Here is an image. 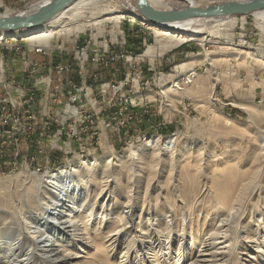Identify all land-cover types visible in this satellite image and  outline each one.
Segmentation results:
<instances>
[{"label":"rangeland","instance_id":"1","mask_svg":"<svg viewBox=\"0 0 264 264\" xmlns=\"http://www.w3.org/2000/svg\"><path fill=\"white\" fill-rule=\"evenodd\" d=\"M0 1V12L10 10L14 15L39 0ZM107 9L116 11L113 4ZM87 19L89 13L80 20L82 26ZM130 19L119 25L111 20L84 24L77 35H55L40 44L17 38L12 44H23L21 50L2 48L11 39L0 43V64L3 61L13 99L18 87L30 94L29 88L46 75L45 64L59 56H28L23 50L64 41V58L70 66L63 136L45 129L48 117L41 92H36L32 109L44 122H38L31 136H20L18 128L0 120L1 178L28 172L35 181H15V186L21 184L29 192L44 174L51 176L64 167L68 171L55 178L61 186L54 189L56 193L48 194L49 199L42 195L50 205L45 216L25 218L39 237L38 244L43 239L44 250L28 244L18 254L21 248L10 250L7 245L18 246L20 238L7 235L0 253L35 259L24 264H70L59 250L60 243L76 245L72 248L80 255H96L105 251L115 226L129 225L132 228L121 232L125 246L105 251L109 257L101 255L105 264H188L200 252L201 243L220 228L229 239L217 263L256 264L253 257L264 263L259 251L264 250V63L256 55L249 59L237 51L243 34L250 52L263 43L259 27L248 15L244 25L238 21L229 30L232 40L218 33L211 41L189 40L162 51L155 33ZM28 59L38 62L35 71ZM62 108L49 101V111ZM52 126L51 132L61 127L55 121ZM163 140L170 142L161 147ZM114 163L118 166L103 186V169ZM73 168L84 175H72ZM142 168L144 177L138 181ZM91 169L95 173L89 177ZM7 186L2 190L10 193L13 183ZM130 199L134 206L122 205ZM70 213L90 218L87 227L99 238V246L73 240L66 230ZM117 217L121 223L113 226ZM223 220L228 225L222 228ZM12 229L9 226L6 232ZM142 229L148 232L146 242L140 238Z\"/></svg>","mask_w":264,"mask_h":264},{"label":"bare ground","instance_id":"2","mask_svg":"<svg viewBox=\"0 0 264 264\" xmlns=\"http://www.w3.org/2000/svg\"><path fill=\"white\" fill-rule=\"evenodd\" d=\"M40 5L42 4H49L53 0H39ZM238 1H245V0H238ZM149 4L152 5L154 8L159 10H171V9H181L188 6L193 7H202L205 8L206 6L216 4L215 1H202V0H148ZM114 5L116 11H109L107 7L109 5ZM2 6V2L0 1V7ZM86 13L90 14V19H87L84 24L86 25H93L99 24L103 20H111L114 21L117 25L121 23L123 19L131 18L130 20L133 22H141L142 24L146 25L150 28L156 35V41L159 43L160 50H168L169 48H176L183 43L189 40H200L202 42L211 41L214 37L218 38V33H223L225 37L230 35V39H234L233 33H230L229 30L234 28L238 21H241V24L246 23V17L251 15L255 21L257 27H259L261 31V40L262 44H259L254 50V52H250L247 49H252L250 47L245 46L246 41L240 35L239 43L237 46H240L239 53H246L249 59L253 58L256 55L258 61L264 63V9L255 10L249 14H231V15H223V16H214V17H190L187 19H179L174 21H163L160 23H154L150 21L146 16L142 14L140 11L138 0H76L67 6L64 10L58 13L55 17H53L50 21L38 26L34 31H17L15 33H0V43L6 41L7 39H11L7 41L9 43H16L19 38L22 41L29 42L31 44H40L41 42H47L49 38L55 35H70L72 32H81L84 30V24L80 23V20L85 16ZM2 13L0 12V15ZM4 14L11 15L12 12L7 10ZM243 29V28H242ZM244 30V29H243ZM72 35V34H71ZM70 35V36H71ZM18 38V39H17ZM21 41V42H22ZM48 44H46L47 46ZM45 47V46H44ZM149 50V49H148ZM225 58V57H224ZM211 65L212 63L209 62ZM191 74L187 75L190 76ZM215 81L217 80L216 77L214 78ZM176 86V85H175ZM254 110V109H252ZM172 137V136H171ZM150 139V138H149ZM169 139H171L169 137ZM166 142H170V140H163L161 142V147L165 146ZM150 142H148L149 144ZM106 144V143H105ZM160 147V148H161ZM107 148V147H106ZM143 161V160H142ZM141 161V162H142ZM111 163V161H110ZM115 165L104 168L102 178H106L104 181L103 186H106L107 183L110 181L109 178L113 176L116 167L118 166L117 163ZM138 164V163H137ZM140 167V166H139ZM143 167V166H142ZM65 168V167H64ZM58 169L56 170L51 176L44 174L42 178L39 179V184L35 185L32 184L29 188V192H24V187L21 184L16 185L17 182L15 181H25L27 182L28 179L34 180V177L28 172L22 171L16 177H8V178H1L0 177V249H3L6 242L3 241L4 236H13L20 238L17 244L7 243L10 250H14L18 247L21 248V254L24 250L22 246H26L28 244H33L35 246L34 250L41 249L43 239L38 244L37 237L33 231L31 230L32 225L31 222L26 220L25 218L35 219L36 216H45L46 212L50 205L42 198H48V194L56 193L54 189H60L55 180V178L59 177L62 174H67L68 171L66 169ZM145 168V167H143ZM139 169L140 173L136 176L138 181L144 177L142 174L145 170ZM98 168L94 169L95 171ZM92 169L89 170V177L95 173ZM124 173V170L121 169ZM126 171V170H125ZM127 172V171H126ZM72 175H80L82 177L84 175V171L79 169L73 168L71 172ZM48 176V178H46ZM50 176V177H49ZM24 178V179H23ZM37 182V181H36ZM13 183V190L10 193H6L3 191V188L8 187L7 184ZM83 185V184H81ZM103 189L101 191L103 192ZM140 191V190H139ZM23 194V199L20 198V195ZM54 201V200H52ZM135 201L129 200L128 203H123V206H134ZM80 211V210H79ZM228 214V213H227ZM71 217L66 221V230L67 232L72 233L73 240L77 241H84L87 245L91 246H99L96 244V240L99 239L95 237L90 232L89 227H87V223L89 219H83L82 214L76 215L70 213L68 214ZM229 219V218H228ZM121 221L118 217L116 220L112 222L113 226L117 222L116 225H120ZM223 228L224 226L228 225V222L224 221L220 224ZM11 226L13 229L11 231L6 232L8 227ZM130 227L129 225L125 227H118L115 226L112 229L111 233H109V238L106 240L110 241L108 245L104 248L107 252L115 251L117 248L122 247L124 245V241L121 240V232L127 230ZM132 228V227H130ZM42 236V231L39 230ZM140 238L146 242L148 238H146L148 232L147 230L140 231ZM102 237V236H101ZM39 239V237H38ZM140 239V240H141ZM224 239V240H221ZM229 239V235L224 232L220 228H216L214 231L210 233V235L201 243L200 252L198 255L192 258L188 264H219L217 263L219 260L223 258L225 255V251L221 250L225 246H222L226 240ZM141 240V241H142ZM150 242V241H149ZM57 243V242H56ZM144 243V242H143ZM52 243L51 245H53ZM58 244V243H57ZM150 244V243H149ZM264 244V243H263ZM55 245V244H54ZM153 245V244H152ZM62 249H59L60 252H63L65 257L64 260L66 263L70 264H105L101 255H105V257H109V254L105 251H99L96 255H90V253L86 255H80V251H74L72 248L73 246L76 247L74 244L63 245ZM71 246V247H70ZM125 246V245H124ZM152 247V246H151ZM154 247V246H153ZM202 247V248H201ZM129 248V247H127ZM38 249V250H39ZM82 252H85L82 248H79ZM264 255V250H259ZM126 252V251H125ZM124 252V253H125ZM137 252V251H136ZM137 254V253H136ZM140 254H138L139 256ZM11 256V257H9ZM33 257V256H32ZM27 257L24 259H17V255L15 253L9 254H2L0 253V264H24L25 262H29L34 258ZM141 257V256H140ZM82 258H85L87 261L82 262ZM144 256L142 257V259ZM256 261V264H264L262 258L253 257ZM24 260V261H23ZM35 260V259H34ZM146 260V256L144 261ZM46 262V259L42 260ZM255 264V263H251Z\"/></svg>","mask_w":264,"mask_h":264},{"label":"built area","instance_id":"3","mask_svg":"<svg viewBox=\"0 0 264 264\" xmlns=\"http://www.w3.org/2000/svg\"><path fill=\"white\" fill-rule=\"evenodd\" d=\"M23 44H8V46H2L5 48L21 50ZM39 46V45H38ZM106 51H109V45L105 46ZM24 53L27 51L28 56L30 53H45L48 56H52L54 53H59L57 60L55 62H50L48 65L45 64V76H41L40 80H36L35 86L29 88L30 94H25L24 87L15 89L17 91L16 99H13L11 93L8 91L9 83L5 80V68L3 66V61L0 64V120H4V126H15L20 130V136H31L38 122L41 120L44 122V118H38L33 112L32 107L36 106V92H41L44 94L45 102L43 104L44 114L48 117V121L45 123V129L48 134L53 133L54 136H63L64 127L66 124V103L64 102V97L66 96V72L70 69V66L66 64V59L64 58V53L66 52L65 42H48V45L43 47H32L28 50H23ZM29 65L33 64V69L35 71L38 62H33L28 59ZM53 82L56 84L54 88L52 86ZM21 90V91H20ZM7 91V92H6ZM5 92L8 97L5 96ZM52 95L50 96V94ZM49 98V100H46ZM49 101H53L56 107L63 105V108L59 111L51 110L49 111ZM27 107L23 111L21 108ZM23 113V114H22ZM52 121L59 123L61 127L55 132L52 131Z\"/></svg>","mask_w":264,"mask_h":264},{"label":"water","instance_id":"4","mask_svg":"<svg viewBox=\"0 0 264 264\" xmlns=\"http://www.w3.org/2000/svg\"><path fill=\"white\" fill-rule=\"evenodd\" d=\"M76 0H53L40 5V1L28 4L14 15H0V33L34 31L38 26L50 21L58 13ZM140 11L150 21L160 23L190 17H214L231 14H249L264 9V0H229L220 4L202 7L188 6L181 9L159 10L149 4L148 0H138Z\"/></svg>","mask_w":264,"mask_h":264}]
</instances>
